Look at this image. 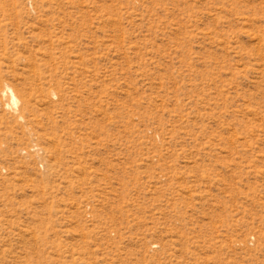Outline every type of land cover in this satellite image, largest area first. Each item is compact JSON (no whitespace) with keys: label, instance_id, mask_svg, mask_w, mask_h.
<instances>
[{"label":"rangeland","instance_id":"rangeland-1","mask_svg":"<svg viewBox=\"0 0 264 264\" xmlns=\"http://www.w3.org/2000/svg\"><path fill=\"white\" fill-rule=\"evenodd\" d=\"M0 264H264V0H0Z\"/></svg>","mask_w":264,"mask_h":264},{"label":"bare ground","instance_id":"bare-ground-1","mask_svg":"<svg viewBox=\"0 0 264 264\" xmlns=\"http://www.w3.org/2000/svg\"><path fill=\"white\" fill-rule=\"evenodd\" d=\"M8 91L10 92L11 106L13 105V106L17 107L19 101H18V98L16 97L14 90L12 88H8Z\"/></svg>","mask_w":264,"mask_h":264}]
</instances>
